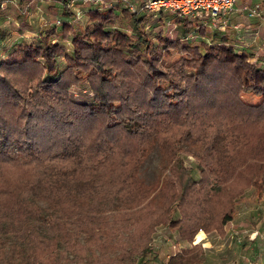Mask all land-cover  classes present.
<instances>
[{"label": "trees", "instance_id": "16d2710c", "mask_svg": "<svg viewBox=\"0 0 264 264\" xmlns=\"http://www.w3.org/2000/svg\"><path fill=\"white\" fill-rule=\"evenodd\" d=\"M62 2V15L69 21L61 33L54 30L35 46H20L0 65V98L6 101L17 90L12 77L19 72L31 75V86L43 83V74L58 77L57 57L63 49L50 39L72 34L74 58L66 56L67 68L50 88L67 99L72 88L88 83L95 103L103 106L97 111L95 103H73L74 122L87 126L63 152L29 162L0 152V264H83L91 249L103 252L108 246L121 251L113 258L101 253L102 264H135L134 256L153 253V235L160 226L178 228L190 243L202 230L222 233L233 218L236 198L252 186L264 189V118L243 119L231 139L224 125L245 110L264 113V68L225 42L199 47L168 42L166 54H180L171 65L158 54L150 61L132 58L126 53L133 46L129 36L107 30L115 23L111 13L90 11L95 24L78 34L75 16ZM122 15L142 23L137 13L124 10ZM175 19L179 25L188 21ZM139 42L152 50L149 40L140 37ZM124 87L129 94L122 98ZM213 126L220 127L212 139L222 136L223 144L209 145L202 157L196 151L201 168L196 179L176 161L177 149L183 138L211 139ZM157 142L166 152L161 174L175 162L158 192L138 177ZM122 233H127L126 243H111ZM68 253L71 258L64 257Z\"/></svg>", "mask_w": 264, "mask_h": 264}, {"label": "rangeland", "instance_id": "374dc122", "mask_svg": "<svg viewBox=\"0 0 264 264\" xmlns=\"http://www.w3.org/2000/svg\"><path fill=\"white\" fill-rule=\"evenodd\" d=\"M147 1L93 0L85 3L83 0H66L75 16L73 26L78 34L83 33L86 27L95 24L90 19V11L99 10L106 15L111 13L115 23L113 26H107V30H120L129 36L133 46L126 53L132 58L150 61L158 54L162 56L166 65H171L180 59V54L173 50H169L166 54L168 42L179 40L185 47H199L201 43L225 42L234 47L238 53L250 54L249 62L258 68H264L263 0L257 2L261 4L259 16H252L249 9H246L257 3H253L252 0H238L234 8L216 25L204 17L187 19L186 24L179 25L176 23L175 15L171 13H164L156 18L145 9ZM63 4L62 0H0V65L20 46H35L42 37L54 30L61 33L64 23L69 21L62 15ZM124 10L137 13L138 20L142 23L138 24L123 17ZM195 29H197L196 33ZM201 30L203 35L199 33ZM140 37L143 41L144 39L150 41L152 46L150 52H147L145 46H141ZM61 39L56 36H51L50 39L52 43L59 41L63 49L57 57L60 75L67 68L66 56L74 58L72 34L66 39ZM26 73L14 74L12 79H16L17 81L14 82L19 84L17 90L12 89L6 101L0 98V152L21 162H29L39 155L63 152L64 148L77 141L78 135L87 125L84 121H80V124L74 122L76 108L73 103L79 106L95 103L93 91L88 83L72 88L66 99L63 93L50 88V84L57 81L60 75L53 77L43 74V83L31 86L32 77ZM112 75L115 76L113 73ZM177 84L179 88L177 94H180L183 85H180V82ZM117 86H121L120 82ZM128 94L127 88L121 89L122 98L127 97ZM97 103H95L96 110L101 111L99 108L103 104ZM137 107L132 106V110L136 111ZM240 113L243 114L239 115L236 121L224 124L228 125L226 132L228 139H231L230 135L233 133L239 134V123L243 119L246 122H261L264 118L262 111L245 110ZM114 119L112 118L111 122H115ZM228 121L232 120L229 118ZM219 127L209 128L211 139L208 140L200 138L195 142L194 140L186 142L184 138L181 139L176 161L180 163L182 169L192 170L196 179L201 169L197 156L202 157L203 149L209 145L223 144L222 136L212 139L214 130ZM183 129H187V126ZM193 145L196 147H191ZM151 148L139 168L138 177L146 185L157 186L156 192H158L163 186L164 178L169 174L170 166L175 162L169 163L161 174L160 167L165 150L158 142L153 143ZM196 151H198L197 156ZM257 189L258 187H249L236 198L233 218L222 233L216 231L206 233L202 230L195 236L194 242L190 243L183 239L178 228L158 227L151 243L153 253L145 258L134 256L135 264H264V189L262 191ZM41 205L46 207L43 203ZM178 217L179 214L176 213L175 218ZM126 236L127 233L117 235L111 243H126ZM83 238L84 236L79 239L81 244L84 242ZM59 250L62 253L63 249ZM129 250L132 248L130 247ZM120 251L121 248L114 246L106 247L103 252L91 249L87 261L83 264H102L101 253L105 258H113L120 254ZM64 257L71 258V255L68 253ZM61 264L67 262L62 260Z\"/></svg>", "mask_w": 264, "mask_h": 264}, {"label": "built area", "instance_id": "2783aa9c", "mask_svg": "<svg viewBox=\"0 0 264 264\" xmlns=\"http://www.w3.org/2000/svg\"><path fill=\"white\" fill-rule=\"evenodd\" d=\"M85 3L93 0H83ZM238 0H148L145 9L155 16L171 13L179 18L197 19L204 17L216 25L235 6ZM264 1V0H263ZM249 9L252 16H259L261 4H254Z\"/></svg>", "mask_w": 264, "mask_h": 264}, {"label": "crops", "instance_id": "0c3cea01", "mask_svg": "<svg viewBox=\"0 0 264 264\" xmlns=\"http://www.w3.org/2000/svg\"><path fill=\"white\" fill-rule=\"evenodd\" d=\"M252 2H253V3H257V2H258V0H252Z\"/></svg>", "mask_w": 264, "mask_h": 264}]
</instances>
